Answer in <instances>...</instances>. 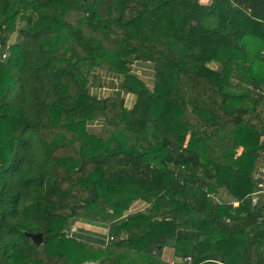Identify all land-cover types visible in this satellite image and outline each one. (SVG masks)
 <instances>
[{"label":"trees","instance_id":"1","mask_svg":"<svg viewBox=\"0 0 264 264\" xmlns=\"http://www.w3.org/2000/svg\"><path fill=\"white\" fill-rule=\"evenodd\" d=\"M14 32L0 264H172L166 247L181 264H264V0H0L1 49ZM77 219L107 224L108 243L65 234Z\"/></svg>","mask_w":264,"mask_h":264},{"label":"crops","instance_id":"2","mask_svg":"<svg viewBox=\"0 0 264 264\" xmlns=\"http://www.w3.org/2000/svg\"><path fill=\"white\" fill-rule=\"evenodd\" d=\"M204 4H211L212 0H201ZM135 73L145 81V83L149 87H153L154 85V76H155V68L150 63H136L134 65ZM99 72L101 79L103 80V75H107L106 72H102V70H97ZM104 86H93L91 91L93 94L98 97H103L104 94H111L115 91V87L113 88V77L109 80L105 81ZM132 99V98H131ZM133 100V99H132ZM131 100V103L132 102ZM140 204H136L135 206H139ZM134 206V208H135ZM141 206V205H140ZM70 230L65 229V234L68 233L70 236L77 238L81 241H86L95 245H105L108 243L109 239V227L104 223H96L89 222L81 219L74 220L70 226ZM163 257L166 261L176 260L175 251L171 247H166L163 251ZM85 264H98L95 262H87Z\"/></svg>","mask_w":264,"mask_h":264},{"label":"rangeland","instance_id":"3","mask_svg":"<svg viewBox=\"0 0 264 264\" xmlns=\"http://www.w3.org/2000/svg\"><path fill=\"white\" fill-rule=\"evenodd\" d=\"M19 38H20V35L18 34V32H14V33L11 35L10 39H9L8 45L4 48V50H5L4 52H5V53H8V52H9V46H10L11 44H13V43L18 42ZM19 41H20V40H19ZM212 67H213V68H217L218 66L214 63V65H212ZM102 72H105V71H102ZM111 76H112V75H110V74L103 75V80H102L101 77H100V74H97V75H95L94 81H97V84L106 87L105 84H103V83H104L105 81L109 80V79L111 78ZM117 83H118V82H117ZM104 95L107 96L108 93H106V94H104ZM125 97L128 99V98H129L128 94H125ZM130 98H133V96L130 97ZM162 117H163V116H162ZM161 119H162V118H161ZM161 119H160L159 122L157 123V129H158V130H161L162 127H164V121L161 120ZM161 126H162V127H161ZM220 195H221L220 198H222V201H229L230 196L227 194L226 191L221 192ZM259 197H260V195H259L258 197L255 196V199H256V198L258 199ZM216 199H219V197L216 198ZM178 261H179V260L176 259V260H173V261H170V262L173 263V264H181V263H179Z\"/></svg>","mask_w":264,"mask_h":264},{"label":"built area","instance_id":"4","mask_svg":"<svg viewBox=\"0 0 264 264\" xmlns=\"http://www.w3.org/2000/svg\"><path fill=\"white\" fill-rule=\"evenodd\" d=\"M5 50L4 49H1L0 47V54L2 56V58H6L8 53H5L4 52ZM256 177H260L262 180L259 181L258 183V187L259 189L253 194V202L254 203H257L258 202V199L256 198L255 199V196H261L262 194H264V166L261 167L257 172H256ZM238 203L237 202H234V205L236 206ZM187 258V261L188 262H184L183 264H192L190 261H191V258L190 257H186ZM173 264V263H172Z\"/></svg>","mask_w":264,"mask_h":264},{"label":"water","instance_id":"5","mask_svg":"<svg viewBox=\"0 0 264 264\" xmlns=\"http://www.w3.org/2000/svg\"><path fill=\"white\" fill-rule=\"evenodd\" d=\"M31 237L35 242H39L42 240V233L31 234Z\"/></svg>","mask_w":264,"mask_h":264}]
</instances>
